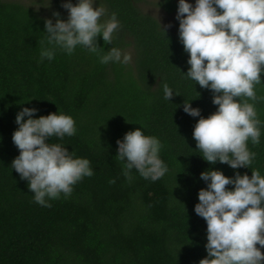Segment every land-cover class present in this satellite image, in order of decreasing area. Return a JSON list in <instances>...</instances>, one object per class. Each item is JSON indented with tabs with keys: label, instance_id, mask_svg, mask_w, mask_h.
Wrapping results in <instances>:
<instances>
[{
	"label": "trees",
	"instance_id": "1",
	"mask_svg": "<svg viewBox=\"0 0 264 264\" xmlns=\"http://www.w3.org/2000/svg\"><path fill=\"white\" fill-rule=\"evenodd\" d=\"M143 2L96 0L120 22L112 41L98 34L96 53L77 45L71 54L57 50L51 60L38 62L47 46L43 18L54 22L55 10L66 19L62 0H51L47 9L0 0V264H198L207 254L206 222L194 211L197 191L206 187L199 173L211 167L227 176L251 175V169L264 175V73L254 85L260 99L249 100L261 121L259 144L247 141L255 158L249 168L210 164L192 137L198 117L184 112L183 103L190 99L207 116L216 108L212 92L184 73L188 53L178 39L176 17L165 28L143 10ZM155 4L176 12L177 0ZM112 46L130 52L131 61L100 63ZM164 84L177 92L169 100ZM21 106L35 107L33 116L70 114L76 132L59 142L93 168L68 198L61 194L50 207L36 203L27 180L11 168L19 151L11 133ZM137 127L161 141L159 156L168 171L155 181L135 168L126 178L115 156L117 138Z\"/></svg>",
	"mask_w": 264,
	"mask_h": 264
},
{
	"label": "clouds",
	"instance_id": "2",
	"mask_svg": "<svg viewBox=\"0 0 264 264\" xmlns=\"http://www.w3.org/2000/svg\"><path fill=\"white\" fill-rule=\"evenodd\" d=\"M49 3L33 0L27 6ZM61 6L67 9L66 19L55 10L54 22L43 18L47 46L41 48L38 62L51 60L57 50L71 54L77 45L96 53L97 35L111 42L120 28L116 13L108 14L96 0H62ZM175 17L178 39L188 53L189 67L184 73L210 89L216 105L214 111L202 116L198 107L190 106V99L183 103L184 112L198 117L192 129L195 148L210 164L219 161L233 169L249 168L256 153L248 148L247 141L253 145L260 142L261 121L249 100L260 99L254 85L262 82L264 73V0H177ZM99 59L102 64H127L131 53L112 46ZM174 93L163 85L165 99ZM36 111L35 107L21 106L15 113L17 127L11 139L19 151L11 160V168L27 180L33 200L50 207L51 199H59L61 194L68 198L73 185L91 176L93 168L88 158L74 156L59 142L65 135L75 134L74 118L58 111L33 116ZM53 137L57 139H49ZM116 145L115 156L123 161L126 178H131L133 168L153 181L168 171L159 156L161 141L145 134L142 127L126 131ZM199 175L206 187L198 189L194 211L206 222L207 254L198 264H264V252L259 247L264 246V175L251 169V175L236 172L227 176L211 167ZM229 184L231 188L225 187Z\"/></svg>",
	"mask_w": 264,
	"mask_h": 264
},
{
	"label": "rangeland",
	"instance_id": "3",
	"mask_svg": "<svg viewBox=\"0 0 264 264\" xmlns=\"http://www.w3.org/2000/svg\"><path fill=\"white\" fill-rule=\"evenodd\" d=\"M25 3L33 2V0H20ZM73 3H75V0H72ZM156 0H144V2L141 4L142 8L145 12L151 14L154 16L161 25H167L170 26L173 22V18L175 16V13H167L160 7H158L155 4ZM41 3H47V0H41ZM51 3V0H50ZM50 3L48 6H46V9L50 6ZM190 3H194V0H190ZM95 6V4L93 5ZM39 7H45L44 5H40ZM44 9V8H43ZM45 10V9H44Z\"/></svg>",
	"mask_w": 264,
	"mask_h": 264
}]
</instances>
